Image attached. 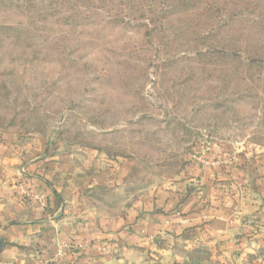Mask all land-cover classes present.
Segmentation results:
<instances>
[{"label":"rangeland","instance_id":"obj_1","mask_svg":"<svg viewBox=\"0 0 264 264\" xmlns=\"http://www.w3.org/2000/svg\"><path fill=\"white\" fill-rule=\"evenodd\" d=\"M5 1L0 143L81 175L119 164L120 193L97 188L109 216L151 188L197 189L189 161L262 196L264 66L248 60L264 58V0H82L89 14L38 28Z\"/></svg>","mask_w":264,"mask_h":264},{"label":"crops","instance_id":"obj_2","mask_svg":"<svg viewBox=\"0 0 264 264\" xmlns=\"http://www.w3.org/2000/svg\"><path fill=\"white\" fill-rule=\"evenodd\" d=\"M47 154L0 143V264H183L198 248L211 254L201 264H264V190L252 183L196 161L184 171L193 192L151 188L109 216L97 188L120 193L125 170L97 162L81 175L73 157Z\"/></svg>","mask_w":264,"mask_h":264},{"label":"trees","instance_id":"obj_3","mask_svg":"<svg viewBox=\"0 0 264 264\" xmlns=\"http://www.w3.org/2000/svg\"><path fill=\"white\" fill-rule=\"evenodd\" d=\"M80 4H77L78 9L70 8V0H6L5 5L9 10L16 11V14L19 16L25 17L28 20H32V27L38 28L41 23L44 25L42 27H48L51 23L53 17H60V19L68 20L74 16H82L89 14L92 11L87 5L82 4V0H78ZM84 3V2H83ZM73 16V18H74ZM62 21V20H61ZM66 23V22H65ZM63 23V24H65ZM36 24V25H35ZM248 63L251 64H259L261 67L264 66V58H252L248 60ZM185 171L189 166L193 164V161H189L186 163ZM216 169L222 170L221 166H218ZM183 181L185 178L183 177ZM199 187L204 188V185H200ZM196 189V188H195ZM194 188H189L186 191L187 193L193 192ZM133 204H129V207ZM188 261L183 264H201L204 261H207L210 258V251L204 248L194 249L191 253L188 254Z\"/></svg>","mask_w":264,"mask_h":264},{"label":"water","instance_id":"obj_4","mask_svg":"<svg viewBox=\"0 0 264 264\" xmlns=\"http://www.w3.org/2000/svg\"><path fill=\"white\" fill-rule=\"evenodd\" d=\"M3 246H4V241H3V239H2L1 236H0V253H1L2 250H3Z\"/></svg>","mask_w":264,"mask_h":264},{"label":"built area","instance_id":"obj_5","mask_svg":"<svg viewBox=\"0 0 264 264\" xmlns=\"http://www.w3.org/2000/svg\"><path fill=\"white\" fill-rule=\"evenodd\" d=\"M22 172H24V170H22ZM35 197H36V199H40V196H37V195H36Z\"/></svg>","mask_w":264,"mask_h":264}]
</instances>
